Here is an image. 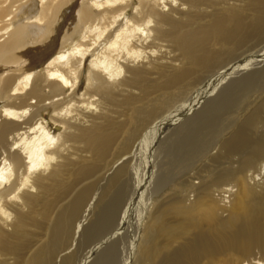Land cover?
<instances>
[{
  "label": "bare ground",
  "instance_id": "1",
  "mask_svg": "<svg viewBox=\"0 0 264 264\" xmlns=\"http://www.w3.org/2000/svg\"><path fill=\"white\" fill-rule=\"evenodd\" d=\"M248 10L256 27L243 22ZM252 28L264 30V0H0V258L17 256L9 240L33 233L38 218L49 219L65 195L54 182L81 153L106 160L109 123L152 87L157 79L148 75L157 73L158 64L174 67L160 88L169 90L189 74L176 72L181 66L174 52L203 66L199 52L206 40L230 43L251 36ZM259 111L264 103L246 119L256 133L264 127ZM153 129L143 148L147 164L163 150L158 140L164 129ZM247 131L207 133L214 139L209 162L226 157L230 166L207 188L190 174L182 197L154 199L151 223L134 235L125 264H264V135L250 141ZM195 150L202 156L200 143L192 155ZM87 189L55 230L56 238L66 227H85L77 218ZM121 233L120 224L114 235ZM49 250L24 263L52 264Z\"/></svg>",
  "mask_w": 264,
  "mask_h": 264
},
{
  "label": "rangeland",
  "instance_id": "2",
  "mask_svg": "<svg viewBox=\"0 0 264 264\" xmlns=\"http://www.w3.org/2000/svg\"><path fill=\"white\" fill-rule=\"evenodd\" d=\"M251 11H243L242 14L246 15L243 22L255 26L254 16L249 17L253 13ZM219 12L227 13L226 10ZM196 14L199 15L197 11L193 13L194 16ZM238 19L243 18L239 16ZM195 27V24L190 26ZM251 30L254 32L251 36L237 37L230 43L206 40L199 52L204 60L203 66H197L187 53L174 52L173 57L178 55L174 63L181 66L176 72L181 70L189 74L169 90L160 88L169 80L171 73H175L174 67H166L163 62L158 64L154 70L157 73L148 75L149 79H157L151 81L152 87L140 94L132 110H124L109 123L107 134L111 143L106 160H97L91 155L88 159L86 156L89 154L80 152L83 158L70 165L59 182H54L58 192L65 191L57 209L52 210L46 221L38 218L41 223L33 232L36 235L29 232L26 236H17L19 240L11 238L9 245L12 241L14 248L10 246L17 256L13 255L15 259L11 258L12 255L7 259L0 258V264H27L24 263L27 258L34 257L44 248H50L47 254L52 264H79L93 247L97 250L88 257L87 264H125L134 235L141 225L151 223L156 199L161 202L182 197L190 174L197 177L194 182L202 181L203 188L210 186L213 177L217 176L215 174L228 168L230 161L221 157L209 162L212 157L207 152L214 140L206 137L209 131L248 130L250 141L264 135V127L256 133L253 123L246 120L264 103V30ZM258 114L264 116L263 111ZM154 126L159 131L164 129L158 140L164 151H157L147 164L143 148L146 133L154 131ZM198 143L204 149L202 156H199V150L192 155L193 145ZM184 155L185 159H179ZM87 169L89 174L83 176L82 172ZM86 188L89 193L77 218L78 222L85 221V227L79 230L77 225L72 230L66 227L67 234L65 232L64 237L56 238L55 230L61 224L65 225L63 221H68L70 208ZM120 224L122 237H117L114 234ZM105 246L110 249L101 251L103 255L100 256L99 252ZM51 249L53 253H49Z\"/></svg>",
  "mask_w": 264,
  "mask_h": 264
}]
</instances>
